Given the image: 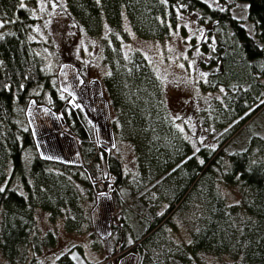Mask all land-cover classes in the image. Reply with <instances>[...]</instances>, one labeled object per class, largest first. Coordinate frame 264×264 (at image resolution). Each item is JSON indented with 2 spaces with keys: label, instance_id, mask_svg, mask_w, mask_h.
I'll use <instances>...</instances> for the list:
<instances>
[{
  "label": "trees",
  "instance_id": "16d2710c",
  "mask_svg": "<svg viewBox=\"0 0 264 264\" xmlns=\"http://www.w3.org/2000/svg\"><path fill=\"white\" fill-rule=\"evenodd\" d=\"M243 1L248 2V18L263 42L264 0ZM66 3L77 22L94 36L106 24L119 30L123 10L134 32L144 38H165L170 26L178 22V11L196 12L200 23L216 21L230 29L238 45L221 43L218 54L205 66L210 68L211 76L203 84L210 91L225 89L223 100L217 98L226 115L222 120L215 119L216 125L226 127L218 149L194 150L170 114L161 79L140 50H132L126 56L118 49L117 41V47L107 42L103 58L109 71L103 86L116 114L112 129L134 146L140 173L157 176L169 170L167 178L174 183L175 199L164 217L168 218L176 205L189 199L200 184L205 187L207 208L203 211L202 227L181 248L179 257L183 264H192V257L200 252L229 254L233 259L230 264H264V135L254 132L252 125L264 110V47L246 32L228 7H213L205 0H66ZM32 22L22 0H0V250L5 259L0 264H33L27 248L39 209L48 212L52 219L62 217L64 210L79 215L78 207L84 198L77 183L88 193V189L91 193L104 191L108 189V177L112 176L110 193L117 213L123 215L120 189L126 174L122 161L112 149H104L98 143L81 108L69 95L60 92L52 73L43 70L35 42L29 38ZM218 60L227 79L213 71ZM242 64H248V72L238 71ZM256 73H261V77ZM31 99L48 105L62 117L66 132L77 140L80 162L46 158L36 151L33 132L22 128L13 117L15 106L25 105ZM242 127L251 132L247 143L226 153L229 141ZM223 156L227 159L226 169L221 166ZM96 164L105 166L106 178L95 168ZM216 168L224 172L225 184H240L239 202L229 204L219 192L214 181ZM15 180L23 187L22 192ZM167 218H156L142 234L129 238L121 220L117 223L120 237L115 242L116 251L104 264H113L116 254L124 250L141 251L142 243ZM73 223L76 221H67L69 230L74 228ZM47 239L55 244L54 232L50 231ZM55 264L72 263L60 258Z\"/></svg>",
  "mask_w": 264,
  "mask_h": 264
},
{
  "label": "rangeland",
  "instance_id": "374dc122",
  "mask_svg": "<svg viewBox=\"0 0 264 264\" xmlns=\"http://www.w3.org/2000/svg\"><path fill=\"white\" fill-rule=\"evenodd\" d=\"M205 1L213 7H228L246 32L264 47V41L258 39L255 25L248 18L247 1ZM22 4L33 18L29 38L35 42V52L42 61L43 70L52 73L60 92L69 95L81 108L98 143L119 155L126 174L120 189L123 215L117 213L110 193L112 176L108 177V189L104 191L91 193L88 189V193L85 187L76 184L84 198L78 207L79 215L73 210H64L62 217L52 219L48 212L39 209L37 225L27 248L28 258L33 264H55L60 258L72 264H104L116 251L115 242L120 237L117 223L122 220L121 226L128 238L140 235L156 218H167L164 216L175 199L174 183L167 178L169 170L157 176H143L134 146L112 129L116 114L103 86V79L109 71L103 58L104 45L113 42L117 47V41L118 49L126 56L135 49L146 56L162 81L170 114L183 134L196 152L202 148L210 152L221 147L226 132V127L215 122V119L222 120L226 116L217 103L218 97L223 100L225 89L221 87L220 90V86L216 91L204 89L203 84L211 76L210 68L205 66L218 54L222 42L233 46L238 43L225 25L216 21L202 24L196 12L178 11V22L170 26L165 38H144L134 32L123 10L119 30L106 24L102 32L94 36L77 22L66 0H22ZM220 65L218 60L213 71L227 79L228 75L221 73ZM241 70L248 72V64L240 65L238 71ZM256 76L261 77V73ZM45 96L49 101L48 93ZM13 117L22 128L33 132L35 148L40 155L69 163L80 162L77 140L66 132L62 117L48 105L31 99L25 105L17 104ZM252 125L254 132L264 135V110L258 113ZM245 128L234 133L226 146V153L244 147L251 134ZM226 162L223 156L221 166L225 165V169L228 168ZM95 168L104 178L108 176L105 166L96 164ZM215 170L214 181L219 192L229 204L239 202L240 184L228 186L222 178V169ZM17 182L15 180V185L22 192L23 187ZM187 200L175 206L168 220L162 221L161 226L142 243L141 251L124 250L116 254V260L111 258L115 260L113 264H183L179 257L181 248L202 227L203 211L207 208L205 187L200 184ZM69 220L76 221L71 230L67 224ZM50 231L54 232L55 244L47 241ZM232 260L229 254L200 252L192 257V264H230ZM4 262L0 250V263Z\"/></svg>",
  "mask_w": 264,
  "mask_h": 264
}]
</instances>
